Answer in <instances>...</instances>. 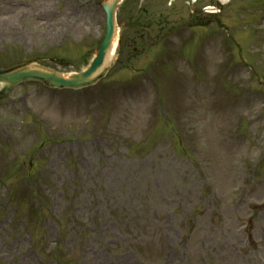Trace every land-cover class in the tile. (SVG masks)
Returning <instances> with one entry per match:
<instances>
[{
    "label": "rangeland",
    "instance_id": "1",
    "mask_svg": "<svg viewBox=\"0 0 264 264\" xmlns=\"http://www.w3.org/2000/svg\"><path fill=\"white\" fill-rule=\"evenodd\" d=\"M101 1L0 0V66L83 68ZM217 1L123 0L108 78L0 99V264H264V0Z\"/></svg>",
    "mask_w": 264,
    "mask_h": 264
},
{
    "label": "water",
    "instance_id": "2",
    "mask_svg": "<svg viewBox=\"0 0 264 264\" xmlns=\"http://www.w3.org/2000/svg\"><path fill=\"white\" fill-rule=\"evenodd\" d=\"M119 0H104L103 6L108 14V27L105 37L96 49V57L90 67L80 73L61 74L47 66L36 63L35 60H27L10 68L0 69V81L4 82V87L0 94L5 93L14 84L24 80H34L57 87H81L96 82L108 70L106 57L111 50L115 37V7Z\"/></svg>",
    "mask_w": 264,
    "mask_h": 264
},
{
    "label": "bare ground",
    "instance_id": "3",
    "mask_svg": "<svg viewBox=\"0 0 264 264\" xmlns=\"http://www.w3.org/2000/svg\"><path fill=\"white\" fill-rule=\"evenodd\" d=\"M5 8V7H4Z\"/></svg>",
    "mask_w": 264,
    "mask_h": 264
}]
</instances>
